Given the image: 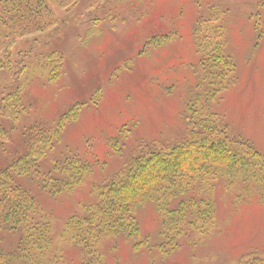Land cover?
I'll return each mask as SVG.
<instances>
[{
    "label": "rangeland",
    "instance_id": "1",
    "mask_svg": "<svg viewBox=\"0 0 264 264\" xmlns=\"http://www.w3.org/2000/svg\"><path fill=\"white\" fill-rule=\"evenodd\" d=\"M51 9L58 22L19 39L14 48L27 54L20 65L0 70L1 97L23 64H36L52 51L63 57L55 81L28 78L16 124L0 117L8 138L0 140V169L25 153L32 128H50L72 106H81L36 169L55 173V166L75 156L89 166L83 182L52 196L38 180L14 177L36 198L37 216L49 221L58 264H82L80 248L61 237L65 220L82 215L83 206L95 200L94 186L107 181L138 144L184 133L186 107L195 97L229 134L264 153V0H77ZM212 15H221L224 53L235 70L229 87L207 98L198 82L193 30ZM223 181L216 183V224L208 236H182L169 250L161 217L146 201L134 212L136 242L102 238L105 264H240L246 255L264 260V180L233 178L228 188ZM16 240L12 232H0V248L11 250Z\"/></svg>",
    "mask_w": 264,
    "mask_h": 264
},
{
    "label": "trees",
    "instance_id": "2",
    "mask_svg": "<svg viewBox=\"0 0 264 264\" xmlns=\"http://www.w3.org/2000/svg\"><path fill=\"white\" fill-rule=\"evenodd\" d=\"M77 0H0V70L20 65L26 52L16 42L50 29L58 22L51 9L73 6ZM215 13V12H214ZM213 13V14H214ZM221 15H212L194 26V43L199 54V79L207 98L227 89L233 81L234 63L224 53L225 34ZM62 54L40 56L36 64H25L16 72L17 82L0 97V117L13 124L22 113V90L33 75L55 81L61 74ZM80 105L64 112L50 128L34 127L26 151L0 169V232L10 231L17 240L11 250L0 248V264H58L53 255L49 221L37 216L36 198L15 183L18 175L36 179L52 196L72 192L89 166L72 156L55 166V173H40L38 162L51 150L65 125L77 119ZM186 131L171 140L142 142L105 182L94 186L95 200L83 206L82 215L69 216L61 237L80 248L82 264H105L100 248L105 237L124 236L136 242L140 227L136 208L151 201L161 217V235L169 250L177 239L192 235L203 239L216 224L213 201L216 183L223 179L264 180V153L249 142L229 134L204 104L195 97L186 107ZM8 140L0 125V140ZM176 200L173 206L170 203ZM136 248V244L134 245ZM163 253L167 251L163 250ZM240 264H264L258 257L244 256Z\"/></svg>",
    "mask_w": 264,
    "mask_h": 264
}]
</instances>
